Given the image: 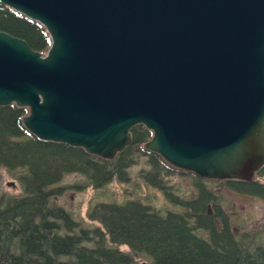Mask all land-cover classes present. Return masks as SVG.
Instances as JSON below:
<instances>
[{"label": "water", "instance_id": "water-1", "mask_svg": "<svg viewBox=\"0 0 264 264\" xmlns=\"http://www.w3.org/2000/svg\"><path fill=\"white\" fill-rule=\"evenodd\" d=\"M0 2L51 38L42 53L0 32V107L27 110L36 139L113 161L144 126V148L173 169L257 182L264 0Z\"/></svg>", "mask_w": 264, "mask_h": 264}, {"label": "trees", "instance_id": "trees-1", "mask_svg": "<svg viewBox=\"0 0 264 264\" xmlns=\"http://www.w3.org/2000/svg\"><path fill=\"white\" fill-rule=\"evenodd\" d=\"M0 32L46 53V29L0 2ZM25 109L0 107V168L17 173L21 196L0 200V264H264V242L233 232L224 201L192 173L171 168L144 144L152 132L132 130V144L113 160H103L64 144L42 142L23 126ZM163 193L173 206L165 212L137 200L100 202L88 210V224L59 204L67 191L101 189L131 181V169ZM192 175L195 196L170 192L166 178ZM84 182L61 185L66 176ZM264 177V168L258 179ZM215 182L230 191L264 199V183ZM126 247L128 251L123 250ZM143 260L141 263L139 260Z\"/></svg>", "mask_w": 264, "mask_h": 264}, {"label": "rangeland", "instance_id": "rangeland-1", "mask_svg": "<svg viewBox=\"0 0 264 264\" xmlns=\"http://www.w3.org/2000/svg\"><path fill=\"white\" fill-rule=\"evenodd\" d=\"M143 164L131 169V181L121 183L117 180L109 183L101 189L89 187L83 192L67 191L60 198L59 204L70 211L76 218L93 224L87 218L88 210L100 202L125 203L129 200H137L151 206L158 211L173 210L169 199L160 191L148 186L141 178L140 172ZM181 172V171H180ZM170 186V192L183 199H191L195 196V177L178 173L166 178ZM264 183V177L259 178ZM84 182L77 175H69L64 178L61 185H73L75 182ZM10 183L13 185L11 186ZM209 187L220 197L223 208L233 218V232L236 236L248 234L255 240L264 242V199L246 196L230 191L224 184H216L213 181L207 183ZM22 189L17 179V173L0 168V200L4 196H21ZM123 250L128 251L126 247ZM143 263V260H139Z\"/></svg>", "mask_w": 264, "mask_h": 264}]
</instances>
